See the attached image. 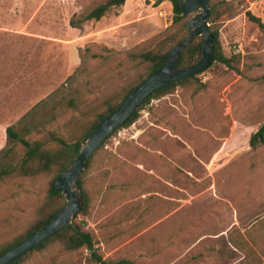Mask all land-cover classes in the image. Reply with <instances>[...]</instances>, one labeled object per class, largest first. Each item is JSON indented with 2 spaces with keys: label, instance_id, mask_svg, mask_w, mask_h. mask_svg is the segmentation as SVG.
<instances>
[{
  "label": "rangeland",
  "instance_id": "rangeland-1",
  "mask_svg": "<svg viewBox=\"0 0 264 264\" xmlns=\"http://www.w3.org/2000/svg\"><path fill=\"white\" fill-rule=\"evenodd\" d=\"M101 1L3 3L0 167L24 151L8 126L48 146L55 145L52 134L72 142L108 96L148 72L131 53L153 49L167 36L172 4L125 0L99 20L78 22ZM224 1L214 25L231 66L215 61L152 99L131 125L109 136L83 172L89 206L77 220L103 258L250 264L245 251L264 250V224L251 226L264 214V144L249 145L264 123V32L246 14L264 21V0ZM53 174L0 179V248L33 222ZM252 237L259 240L253 249L231 243ZM19 264L95 263L86 248L68 251L55 241Z\"/></svg>",
  "mask_w": 264,
  "mask_h": 264
},
{
  "label": "trees",
  "instance_id": "trees-1",
  "mask_svg": "<svg viewBox=\"0 0 264 264\" xmlns=\"http://www.w3.org/2000/svg\"><path fill=\"white\" fill-rule=\"evenodd\" d=\"M163 1H169L172 4L173 16L172 24L170 26L172 30L167 34V36H165L160 41L157 47L153 49L143 50L136 54L131 53V56L139 57L143 62H146L148 64V72L144 76L140 75L127 87H124L121 91L116 92L111 96H108L103 102V111L99 112L91 122L82 125L81 132L76 136L74 141L69 142L62 136L52 134V139L55 141V145L48 146L43 140L40 139H34L33 141H29L23 137H20L18 133L13 130L12 126L7 127V134L15 141L20 142L24 146V151L15 163H8L0 167V179L14 172L22 177H34L39 174L49 173L52 171L54 174L49 181L47 200L38 209L37 216L35 217L33 222H31V224L23 234L19 235L12 242L0 248V255L10 247L26 239L35 231L43 228L55 215V213L64 205V196L55 188V178L58 174H60L62 171H64L70 166L73 158L76 155L78 145L89 135V133L94 129V127L105 116L110 114L122 102V100L134 87L140 84L145 77L150 75L152 72H154L164 64L172 47L190 32V30L187 28V21L190 16L188 14L183 13L180 7L179 0H155V3L159 4ZM124 3L125 0H103L97 5L90 7L85 13H83L78 18V22L83 23L89 20H99L110 9L120 7ZM224 3V0H211L209 2L211 13L208 18V21L210 23L209 31L213 35L214 56L208 67H210L215 61L221 62L229 67L231 66V57H227L223 53L219 41V31L218 28L214 25L216 20H218V18L222 14V11H224L222 10V4ZM227 10L230 11L229 8ZM246 14L248 18L251 21L255 22L259 29L264 32V21L252 14L250 11H247ZM70 23L72 26L78 27V24H75L74 21L71 20ZM201 53L202 37L198 36L193 38L192 41L181 51L180 64L182 66L195 64L200 60ZM93 57H97V54L94 53ZM196 75L178 79L175 82L163 85L154 90L144 100L140 107L135 110L132 115L122 124V126L115 130L113 133L117 132L120 128L131 125L137 119L139 111L152 99L160 98L168 93H171L177 85L185 84L193 79H196ZM72 102L73 100L70 101V104H72ZM108 138H106L99 147L103 146ZM262 144H264V123L261 124L260 127L255 132H253L249 138V145L253 148ZM94 153L88 158L87 167L90 165L91 158L93 157ZM83 175L84 173L80 176L77 181V185L83 194V207L75 216L73 223L62 228L50 238L41 242L27 253L21 255L11 264H19L29 252L36 249H42L49 243L55 241L60 242L63 248L68 251H73L82 247L86 248L89 251L90 259L95 264H135L132 260L126 258H103V256L99 254L97 252V249L95 248V243L92 234L89 231L83 229L81 226V222L77 220L79 214L87 213L89 206V199L87 196V192L84 188ZM262 224H264V214L255 219L251 223V226H259ZM251 239L252 240L247 241L243 238L240 242L231 240V243L238 249H245V247L253 249L254 246H258L259 240L254 237H252ZM245 254L247 255V257L250 256V260H248L250 264H262L264 262V250L261 251V255L252 254L248 251H245Z\"/></svg>",
  "mask_w": 264,
  "mask_h": 264
},
{
  "label": "water",
  "instance_id": "water-1",
  "mask_svg": "<svg viewBox=\"0 0 264 264\" xmlns=\"http://www.w3.org/2000/svg\"><path fill=\"white\" fill-rule=\"evenodd\" d=\"M210 1L179 0L183 13L191 15L187 21V28L190 32L172 47L164 64L134 87L122 102L105 116L78 145L76 155L70 166L55 178V188L64 196V205L43 228L2 253L0 264H11L18 257L50 238L62 228L72 224L75 216L83 207V194L77 185V181L87 167L88 158L106 138L122 126L154 90L178 79L196 75L209 66L214 56L213 35L209 31L210 23L208 21L211 13ZM198 36L202 37L200 60L195 64L182 66L180 64L181 51L193 38Z\"/></svg>",
  "mask_w": 264,
  "mask_h": 264
},
{
  "label": "crops",
  "instance_id": "crops-1",
  "mask_svg": "<svg viewBox=\"0 0 264 264\" xmlns=\"http://www.w3.org/2000/svg\"><path fill=\"white\" fill-rule=\"evenodd\" d=\"M6 2L8 7L13 6V2L17 6L18 0H0V24H4V21L2 20V9H3V3ZM5 23H9V21H6ZM12 23V21H10Z\"/></svg>",
  "mask_w": 264,
  "mask_h": 264
}]
</instances>
